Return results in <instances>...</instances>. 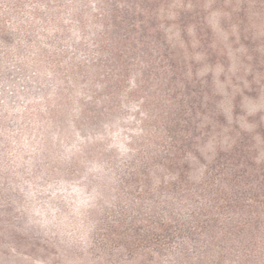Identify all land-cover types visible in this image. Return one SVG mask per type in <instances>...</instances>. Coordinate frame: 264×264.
I'll return each instance as SVG.
<instances>
[{
	"label": "rangeland",
	"instance_id": "1",
	"mask_svg": "<svg viewBox=\"0 0 264 264\" xmlns=\"http://www.w3.org/2000/svg\"><path fill=\"white\" fill-rule=\"evenodd\" d=\"M0 264H264V0H0Z\"/></svg>",
	"mask_w": 264,
	"mask_h": 264
}]
</instances>
